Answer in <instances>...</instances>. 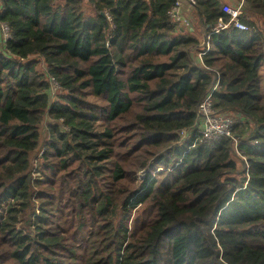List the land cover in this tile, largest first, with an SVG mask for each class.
<instances>
[{"label": "trees", "instance_id": "16d2710c", "mask_svg": "<svg viewBox=\"0 0 264 264\" xmlns=\"http://www.w3.org/2000/svg\"><path fill=\"white\" fill-rule=\"evenodd\" d=\"M176 1L0 0V264H264V0Z\"/></svg>", "mask_w": 264, "mask_h": 264}, {"label": "built area", "instance_id": "2783aa9c", "mask_svg": "<svg viewBox=\"0 0 264 264\" xmlns=\"http://www.w3.org/2000/svg\"><path fill=\"white\" fill-rule=\"evenodd\" d=\"M244 7H246L245 0H228L222 6V11L229 16V22L225 23L222 19L219 20L217 28L214 30L227 29L233 25L236 29L247 30V26L240 21ZM195 8V0H177L173 8L170 10L169 15L171 19L181 24L183 22L182 10H193ZM11 38V32L6 24L1 25V43L5 44ZM217 90L215 85L212 91L207 95L203 102L199 105L197 115L199 121L202 123L201 134L210 141L215 142L222 137L233 138V129L238 123V115L231 114H217L213 109L212 95ZM185 136V135H184ZM236 144L238 141H235ZM237 147V146H235Z\"/></svg>", "mask_w": 264, "mask_h": 264}, {"label": "crops", "instance_id": "0c3cea01", "mask_svg": "<svg viewBox=\"0 0 264 264\" xmlns=\"http://www.w3.org/2000/svg\"><path fill=\"white\" fill-rule=\"evenodd\" d=\"M221 1H223V3L228 2V0H221ZM193 13L194 12H191L190 10H187V9L182 10L183 22L180 25L183 28L184 34H189V33L191 34L194 32V28H195L194 16L191 18V15ZM197 35H199V34H197ZM199 37L201 40H203V37H201V36H199ZM199 62L202 63V57L201 56H199Z\"/></svg>", "mask_w": 264, "mask_h": 264}, {"label": "rangeland", "instance_id": "374dc122", "mask_svg": "<svg viewBox=\"0 0 264 264\" xmlns=\"http://www.w3.org/2000/svg\"><path fill=\"white\" fill-rule=\"evenodd\" d=\"M195 10L193 9V10H191V12H194ZM188 16V15H187ZM194 16V13L191 15V18ZM194 25H195V23H194ZM142 173L141 174H139V178L140 179H142ZM3 212H1V214H2Z\"/></svg>", "mask_w": 264, "mask_h": 264}]
</instances>
